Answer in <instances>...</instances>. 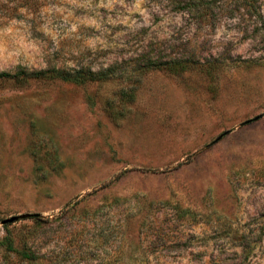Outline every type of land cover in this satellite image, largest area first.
<instances>
[{
    "label": "rangeland",
    "instance_id": "374dc122",
    "mask_svg": "<svg viewBox=\"0 0 264 264\" xmlns=\"http://www.w3.org/2000/svg\"><path fill=\"white\" fill-rule=\"evenodd\" d=\"M187 2L0 0V72L110 74L0 83V264H264V0Z\"/></svg>",
    "mask_w": 264,
    "mask_h": 264
},
{
    "label": "trees",
    "instance_id": "16d2710c",
    "mask_svg": "<svg viewBox=\"0 0 264 264\" xmlns=\"http://www.w3.org/2000/svg\"><path fill=\"white\" fill-rule=\"evenodd\" d=\"M197 0H188L187 2V9L190 7L198 8L203 7L204 3H200L199 6L196 5ZM190 2V3H189ZM193 2V4H191ZM159 67H164L165 69H168L173 72H178L180 70H185L188 64H184L182 62H164ZM110 77V74L104 70H83V69H65L62 66H59L57 64L55 65H48L45 68L41 69H30L26 70L25 68H22L20 70L16 71H4L0 72V83L4 81H12L18 85H25L31 82L32 80H62V81H72V82H92V81H98V80H105ZM34 219H39L38 215L33 216ZM5 243L10 247L14 248L13 241L10 237L5 238ZM23 255L31 258L33 257L31 252L27 250H23Z\"/></svg>",
    "mask_w": 264,
    "mask_h": 264
},
{
    "label": "water",
    "instance_id": "95a60500",
    "mask_svg": "<svg viewBox=\"0 0 264 264\" xmlns=\"http://www.w3.org/2000/svg\"><path fill=\"white\" fill-rule=\"evenodd\" d=\"M38 214L36 213H27V214H22V215H14L11 216L9 218H6L2 221L3 224H7V223H13L19 219H23V218H29V217H33V216H37Z\"/></svg>",
    "mask_w": 264,
    "mask_h": 264
}]
</instances>
